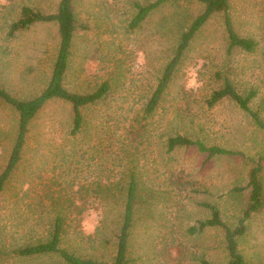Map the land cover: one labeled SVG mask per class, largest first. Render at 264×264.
<instances>
[{"label":"rangeland","instance_id":"obj_1","mask_svg":"<svg viewBox=\"0 0 264 264\" xmlns=\"http://www.w3.org/2000/svg\"><path fill=\"white\" fill-rule=\"evenodd\" d=\"M58 1L0 0V84L15 97H31L45 86L58 35L54 22L34 23L13 35L9 26L21 6L49 13ZM152 1H72L82 27L71 40L63 85L90 93L107 81L109 90L81 109L84 122L75 136L69 134L72 111L66 102H48L31 121L24 156L0 193V264H65L56 255L22 259L1 249L46 238L56 212L69 215L64 248L110 260L131 173L137 189L127 264L227 263L221 228L199 233L190 228L209 216L203 203L216 205L227 224L237 223L249 190L231 189L247 183L252 163L239 154L208 157L194 146L168 151L166 144L183 135L255 160L261 156L264 191V130L229 97L212 107L204 102L228 81L243 95L254 91L250 106L264 122V0L230 3L233 28L256 42L253 51L229 50L223 14L211 15L181 57L157 109L144 115L143 105L180 34L202 9L196 1L163 2L130 28L135 4ZM16 124V114L0 103V172ZM104 196L114 202L112 208L98 201ZM237 244L244 264H264V205L247 219Z\"/></svg>","mask_w":264,"mask_h":264},{"label":"trees","instance_id":"obj_2","mask_svg":"<svg viewBox=\"0 0 264 264\" xmlns=\"http://www.w3.org/2000/svg\"><path fill=\"white\" fill-rule=\"evenodd\" d=\"M72 1L73 0H59L56 9L49 13L23 5L20 8L18 18L12 21L9 26V34L13 35L16 32L30 28L34 23L54 22L57 27L58 42L47 82L37 94L28 98H18L0 84V103L15 113L17 117L16 135L13 139V144L5 167L0 172V193L4 190L5 184L24 156V148L27 143V134L30 129L29 125L31 121L35 119L40 110L48 102L60 100L70 105L72 111V127L69 134L75 136L81 130L84 122L81 109L84 106L100 100L109 90V83L107 81L101 82L99 86L90 93L71 92L63 85V77L68 67V59L70 56L71 40L74 32L82 27V25L77 23L74 16ZM167 1H196L201 4L202 9L193 18L188 28L180 34L172 57L165 64L160 76L157 78L156 85L149 99H147L143 105L144 115H149L157 109L161 100L160 98L171 81L172 75L181 57L188 49L197 31H199L211 15L215 13L223 14L229 50L240 48L251 52L256 46V42L252 38L241 37L235 32L229 16V8L232 0H154L147 4L136 3V11L129 22L130 28L137 27L153 9ZM254 95V91H250L246 95H243L226 81L224 86L213 90L204 102L207 107H212L221 99L229 97L240 109L250 115L257 126L264 130L263 120L260 118L258 112L250 106V100ZM166 146L168 151H172L180 146H194L198 151L207 153L208 157L239 154L252 163L248 173L247 183L244 186H234L231 189L233 193H240L246 189L249 190L247 204L243 208L237 223L233 226L227 224L222 220L216 205L203 203V206L209 210V216L204 220L198 221L197 226L190 228V232L192 233L202 232L207 227L221 228L223 231L225 250L228 255L226 264H244V257L238 249L237 238L246 231L247 219H249L253 213L260 211L264 205V191L260 180V173L263 169L261 163L263 157L260 156L255 160L245 156L240 151L226 149L217 145H207L201 139H191L183 135L169 137ZM104 188V185H101L99 189L103 191ZM123 189L124 198L121 201V226L116 235L115 253L110 260L83 257L64 248L61 245V241L65 235L64 221L69 215L68 213L63 215L61 212H56L54 215L50 232L46 238L25 240L20 245L18 244L15 246L11 245L5 247L2 245L1 249L3 251L6 249L13 257L22 259L44 255H56L65 264H127L128 241L130 237V228L132 226L137 189V182L133 173H131L130 179ZM98 201L106 207L110 206V208H112V205H114L111 198L107 196L100 197ZM86 202L87 199L85 198L82 204H87ZM109 210L104 211V217H107ZM203 264L209 263L203 261Z\"/></svg>","mask_w":264,"mask_h":264}]
</instances>
